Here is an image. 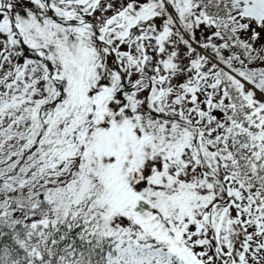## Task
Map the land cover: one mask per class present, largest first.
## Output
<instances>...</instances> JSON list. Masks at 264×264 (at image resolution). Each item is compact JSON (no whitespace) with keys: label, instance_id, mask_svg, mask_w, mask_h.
<instances>
[{"label":"snow or ice","instance_id":"6c2138e0","mask_svg":"<svg viewBox=\"0 0 264 264\" xmlns=\"http://www.w3.org/2000/svg\"><path fill=\"white\" fill-rule=\"evenodd\" d=\"M0 264H264V0H0Z\"/></svg>","mask_w":264,"mask_h":264}]
</instances>
